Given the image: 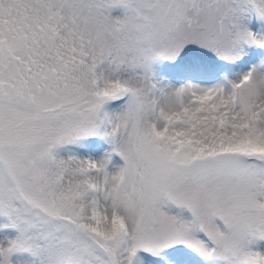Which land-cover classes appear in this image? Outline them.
<instances>
[{"label":"snow or ice","instance_id":"obj_1","mask_svg":"<svg viewBox=\"0 0 264 264\" xmlns=\"http://www.w3.org/2000/svg\"><path fill=\"white\" fill-rule=\"evenodd\" d=\"M0 264H264V0H0Z\"/></svg>","mask_w":264,"mask_h":264}]
</instances>
